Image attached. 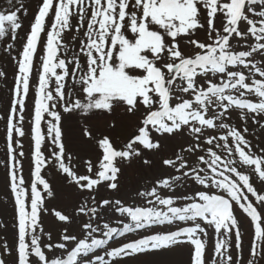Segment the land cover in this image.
Segmentation results:
<instances>
[{"label":"snow or ice","instance_id":"obj_1","mask_svg":"<svg viewBox=\"0 0 264 264\" xmlns=\"http://www.w3.org/2000/svg\"><path fill=\"white\" fill-rule=\"evenodd\" d=\"M7 3L0 264H264V0Z\"/></svg>","mask_w":264,"mask_h":264},{"label":"rangeland","instance_id":"obj_2","mask_svg":"<svg viewBox=\"0 0 264 264\" xmlns=\"http://www.w3.org/2000/svg\"><path fill=\"white\" fill-rule=\"evenodd\" d=\"M15 3V0H13ZM22 2L28 6L29 15L27 18H24L22 15V21L24 24V28L20 31V36L23 37L25 31L29 27V21L32 18L33 12L36 10L37 0H22ZM9 7L7 0H0V10H5ZM0 70H3L7 73V80L0 79V115H4L6 111V106L9 100L10 92L9 89L13 83V74H14V64L11 59L0 50ZM32 100L31 96L29 97L28 104L31 106ZM29 120L30 115L28 112L25 113V130L29 129ZM233 123H236V120L233 119ZM46 132V126L44 128ZM250 135L249 138L255 144L257 137L264 138V134H262V130L259 128H254L249 125ZM126 134V133H121ZM24 143V151L26 153L29 152V138L26 136L23 138ZM5 141H4V123L0 121V161L5 159ZM45 153L47 154V147H45ZM24 174L27 177L29 171V162L28 159H24ZM45 175L49 177V179L53 180L54 183L59 187V182L56 181L52 176L51 172L45 170ZM256 183H259L256 181ZM0 223H4L7 225L6 228H0V244H3L5 240L12 245L14 243V220H13V208H12V199L10 194L5 187V169L2 164H0ZM162 227V226H160ZM243 232H244V244L247 247L250 239V228L248 223L245 221L243 223ZM116 239H119L118 237ZM167 264H188L189 256L187 247H182L176 249L172 253H169L165 257Z\"/></svg>","mask_w":264,"mask_h":264}]
</instances>
